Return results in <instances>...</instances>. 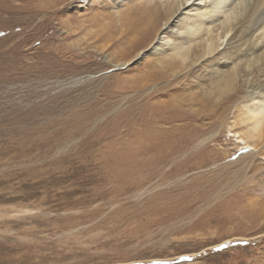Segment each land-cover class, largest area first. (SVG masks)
I'll list each match as a JSON object with an SVG mask.
<instances>
[{"label": "rangeland", "instance_id": "rangeland-1", "mask_svg": "<svg viewBox=\"0 0 264 264\" xmlns=\"http://www.w3.org/2000/svg\"><path fill=\"white\" fill-rule=\"evenodd\" d=\"M170 2L0 0V264H264L253 101L175 117L228 55L163 67L184 9L125 33Z\"/></svg>", "mask_w": 264, "mask_h": 264}, {"label": "bare ground", "instance_id": "bare-ground-1", "mask_svg": "<svg viewBox=\"0 0 264 264\" xmlns=\"http://www.w3.org/2000/svg\"><path fill=\"white\" fill-rule=\"evenodd\" d=\"M227 5L229 8L225 9ZM183 9L185 12L179 19L185 23V28L183 32H172L181 37L179 40H185L187 45H184V42L176 45L169 41L167 46H173L168 47L171 53L166 54L169 60L164 61L168 64L163 67L175 69L190 66L192 72H197V66L204 67L217 55L222 54L228 56L221 57L219 63L229 67L230 64L227 65L223 61L229 59L231 66L220 70L217 65L214 72L207 74V77L203 76L202 78L206 79L202 84L208 85L207 90L200 95L193 92L191 97L183 100V104L178 102L175 105V117L189 121L193 115V119H196L197 115L185 109L195 104L202 109L205 107L204 116L209 118V111L221 106L217 101L231 94H234L232 96L236 97L235 99H251L253 104L248 107L249 115L246 114L252 120L247 133L251 143L247 144L257 147L261 139H264V0H171L162 11L145 6L142 9L145 11L142 13L144 15L129 18L125 33L129 38L135 37L144 34L149 25H156V32H159L162 27L158 29V19L163 13L167 16L166 19L170 20L173 15L182 13ZM157 35L158 33L156 38ZM153 43L148 49L157 51L158 47ZM160 60L158 64L162 65ZM178 77L173 80L177 81ZM247 106L248 104L245 107Z\"/></svg>", "mask_w": 264, "mask_h": 264}]
</instances>
